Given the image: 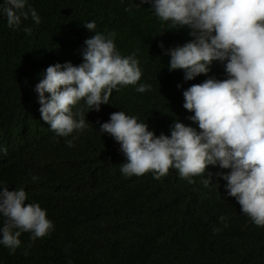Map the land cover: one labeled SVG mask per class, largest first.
<instances>
[{
	"label": "trees",
	"instance_id": "obj_1",
	"mask_svg": "<svg viewBox=\"0 0 264 264\" xmlns=\"http://www.w3.org/2000/svg\"><path fill=\"white\" fill-rule=\"evenodd\" d=\"M29 3L39 24L29 16L19 28L9 27L0 13V149H8L0 150V181L10 190L24 187L25 203L40 202L55 228L35 240L23 232L15 253L0 244V264H264V226L241 211L218 175L230 169L209 165V185L207 171L192 182L175 168L159 178L151 171L126 176L119 142L99 130L121 109L148 121L157 135H170L176 119L198 127L189 119L194 111L184 107V88L208 75L226 78L224 65L216 61L211 73L192 80L183 69L170 70L160 42L172 47L192 37L161 20L147 0ZM90 20L95 31L115 33L123 55L136 53L140 82L152 88L122 85L99 111L87 113L83 105L88 126L65 137L42 119L35 85L50 64L83 61L84 41L94 34L84 25ZM3 222L0 216V227Z\"/></svg>",
	"mask_w": 264,
	"mask_h": 264
},
{
	"label": "clouds",
	"instance_id": "obj_2",
	"mask_svg": "<svg viewBox=\"0 0 264 264\" xmlns=\"http://www.w3.org/2000/svg\"><path fill=\"white\" fill-rule=\"evenodd\" d=\"M154 13L170 21L172 29H189L192 37L182 44L166 47L170 70L183 69L185 80L212 72L214 62L224 65L226 78L208 75L200 83L184 88V107L197 126L176 119L170 135L150 129L148 121L124 110L112 112L99 130L119 142L127 156L121 163L126 176L151 171L159 178L171 168L188 178L207 171L205 185L212 183L209 165H218L229 196H235L241 211L264 226V0H147ZM0 13L9 27L19 28L29 16L41 22L29 0H2ZM94 34L86 38L83 61L50 64L35 85L41 117L57 135L69 137L87 126V113L110 103L114 89L136 85L138 92L152 88L140 82L143 75L136 53L123 55L115 33L95 31L96 21L84 22ZM31 32V26H25ZM164 32V31H163ZM160 32V33H163ZM183 87V84H178ZM83 105L87 106V113ZM70 146L73 139H67ZM7 153L8 149H2ZM31 172V170H29ZM40 177L32 174V180ZM0 244L15 253L21 234L35 240L48 234L55 223L40 202H29L24 187L10 190L0 181ZM223 219V217H221Z\"/></svg>",
	"mask_w": 264,
	"mask_h": 264
}]
</instances>
